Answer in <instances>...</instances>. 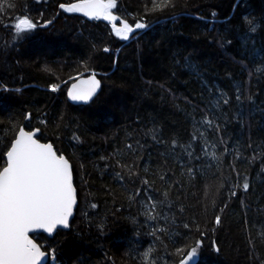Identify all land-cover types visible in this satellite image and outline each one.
Returning <instances> with one entry per match:
<instances>
[{"label":"trees","instance_id":"16d2710c","mask_svg":"<svg viewBox=\"0 0 264 264\" xmlns=\"http://www.w3.org/2000/svg\"><path fill=\"white\" fill-rule=\"evenodd\" d=\"M74 2L0 0V155L39 129L78 194L68 231L32 238L57 264H178L201 238L190 264H264V0H116L147 24L128 40ZM92 73L99 94L69 105Z\"/></svg>","mask_w":264,"mask_h":264},{"label":"snow or ice","instance_id":"6c2138e0","mask_svg":"<svg viewBox=\"0 0 264 264\" xmlns=\"http://www.w3.org/2000/svg\"><path fill=\"white\" fill-rule=\"evenodd\" d=\"M59 7L66 13H79L90 20L107 22L121 40H128L136 30L147 28L144 22L137 21L132 25L115 15L116 0H77L70 4L60 3ZM50 23L45 21L43 26ZM13 27L17 37L24 39L34 33L38 24L24 16ZM252 32L255 33L256 28ZM103 50L109 51L107 47ZM100 88L101 82L93 75L72 83L66 94L74 103L88 104L93 102ZM57 89L58 85H50L51 92ZM37 131L39 129L26 131L20 127L6 151L0 155V161H3L0 168V264H47L46 252L34 238H30L29 233L42 230L51 236L58 228L69 229L70 218L77 206L72 164L65 155L58 154L53 143H42ZM243 187L247 190L249 184L245 182ZM96 207L92 204L93 209ZM214 223L217 226L221 224L219 215L214 217ZM203 245L202 238L196 239L178 264H190ZM213 247L219 252L218 244L214 242ZM52 253L55 264L54 249Z\"/></svg>","mask_w":264,"mask_h":264},{"label":"water","instance_id":"95a60500","mask_svg":"<svg viewBox=\"0 0 264 264\" xmlns=\"http://www.w3.org/2000/svg\"><path fill=\"white\" fill-rule=\"evenodd\" d=\"M74 3H75V2H74ZM77 14L80 15L81 17L85 18V19H89V18H87V17H84L82 14H79V13H77ZM89 20H90V19H89ZM93 75L96 77V79L99 80V78L96 76V74L92 73V74H89L88 76L79 77V78L73 80V81L68 85L67 89L71 86L72 83L79 82V80H86V79H89V78L92 77ZM99 81H100V80H99ZM100 82H101V81H100ZM101 85H102V82H101ZM67 89H66V92H65V99H66V102H67L69 105H72V106H75V107H77V106H84V105H87V104H84V103H74V102H72L71 100H69L68 97H67V94H66V93H67ZM100 89H101V88H100ZM100 89L98 90L97 95L99 94ZM97 95H96V96H97ZM95 98H96V97H94V99H95ZM94 99H93V100H94ZM90 103H91V102H90ZM88 104H89V103H88ZM35 130H36V129H35ZM35 130H33V131H35ZM17 133H18V132H17ZM36 135H37V136L39 135V131L36 132ZM74 210H75V208H74ZM73 216H74V213H73ZM72 219H73V217L70 218V222H71ZM58 230H61V231H68L69 229L58 228V229H57V230H56L51 236H49V234H47V233H44L42 230H37V232L29 233V236H30V238H32L34 235H43V236H45V237L48 238V239H52ZM42 250H43V249H42ZM45 252H46V256H47V258H48V259H47V264H48V263H49V259H50V253L47 252V251H45Z\"/></svg>","mask_w":264,"mask_h":264},{"label":"rangeland","instance_id":"374dc122","mask_svg":"<svg viewBox=\"0 0 264 264\" xmlns=\"http://www.w3.org/2000/svg\"><path fill=\"white\" fill-rule=\"evenodd\" d=\"M97 76V75H96ZM79 77H81V76H79ZM78 77V78H79ZM98 77V76H97ZM77 79V78H76ZM73 81V80H72ZM72 81H68L67 82V86H66V89H67V87H68V85L72 82ZM66 89L64 90V91H66ZM78 107V106H77ZM48 264H53V261H52V255L50 254V259H49V263ZM55 264H57L56 262H55Z\"/></svg>","mask_w":264,"mask_h":264},{"label":"bare ground","instance_id":"6f19581e","mask_svg":"<svg viewBox=\"0 0 264 264\" xmlns=\"http://www.w3.org/2000/svg\"><path fill=\"white\" fill-rule=\"evenodd\" d=\"M81 77H83V76H81ZM66 92V91H65Z\"/></svg>","mask_w":264,"mask_h":264}]
</instances>
